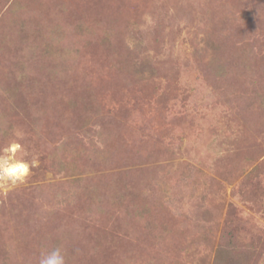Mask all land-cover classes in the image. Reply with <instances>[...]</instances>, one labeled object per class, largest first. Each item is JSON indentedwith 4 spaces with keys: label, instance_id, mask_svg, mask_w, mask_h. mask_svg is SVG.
Instances as JSON below:
<instances>
[{
    "label": "rangeland",
    "instance_id": "374dc122",
    "mask_svg": "<svg viewBox=\"0 0 264 264\" xmlns=\"http://www.w3.org/2000/svg\"><path fill=\"white\" fill-rule=\"evenodd\" d=\"M12 142L0 264H264V0H0Z\"/></svg>",
    "mask_w": 264,
    "mask_h": 264
},
{
    "label": "clouds",
    "instance_id": "9594fccd",
    "mask_svg": "<svg viewBox=\"0 0 264 264\" xmlns=\"http://www.w3.org/2000/svg\"><path fill=\"white\" fill-rule=\"evenodd\" d=\"M22 151V145L18 142H12L0 150V187H11L24 182L30 175L31 168L36 166L35 159L29 162L17 158L16 154ZM38 264H66L65 255L60 247L43 251Z\"/></svg>",
    "mask_w": 264,
    "mask_h": 264
}]
</instances>
